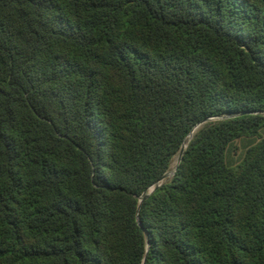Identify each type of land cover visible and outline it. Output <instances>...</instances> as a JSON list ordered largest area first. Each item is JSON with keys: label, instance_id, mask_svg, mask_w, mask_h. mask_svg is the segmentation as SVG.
<instances>
[{"label": "trees", "instance_id": "obj_1", "mask_svg": "<svg viewBox=\"0 0 264 264\" xmlns=\"http://www.w3.org/2000/svg\"><path fill=\"white\" fill-rule=\"evenodd\" d=\"M263 133L264 0H0V264H264Z\"/></svg>", "mask_w": 264, "mask_h": 264}, {"label": "rangeland", "instance_id": "obj_2", "mask_svg": "<svg viewBox=\"0 0 264 264\" xmlns=\"http://www.w3.org/2000/svg\"><path fill=\"white\" fill-rule=\"evenodd\" d=\"M255 142L256 139L253 138H241L231 143V145L229 146V148L231 149L230 150L228 149L229 150L228 158H227L228 164H233V166H236L242 160L246 148L249 145L254 144ZM178 159H179V155L175 157L171 171L168 174L173 172V169L178 164Z\"/></svg>", "mask_w": 264, "mask_h": 264}, {"label": "water", "instance_id": "obj_3", "mask_svg": "<svg viewBox=\"0 0 264 264\" xmlns=\"http://www.w3.org/2000/svg\"><path fill=\"white\" fill-rule=\"evenodd\" d=\"M184 149H185V147H183V148L181 149V152H180V154H179L178 164L181 162V159H182V156H183V153H184ZM178 164H177V165H178ZM173 173H174V172H172V173H170V174H167L164 178H168V177H170L171 175H173ZM152 191H153V189L151 190V192H152ZM147 196H148V194L145 195L144 197H141V200L146 199Z\"/></svg>", "mask_w": 264, "mask_h": 264}]
</instances>
